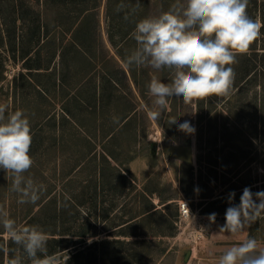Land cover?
<instances>
[{"label":"rangeland","instance_id":"374dc122","mask_svg":"<svg viewBox=\"0 0 264 264\" xmlns=\"http://www.w3.org/2000/svg\"><path fill=\"white\" fill-rule=\"evenodd\" d=\"M122 2L131 6L136 4V0H112L109 10L108 0H0V103H7L11 111L22 109L28 115L32 134L30 155L34 164L25 175L45 186V192L39 201H46L48 198L50 200L41 207L42 209L40 206L43 202L39 203V201L36 204H18L17 194L10 191L11 179L0 169V205L5 207L10 218L16 220L18 224L38 225L48 235L51 233L47 231L54 230L57 232L56 236H72L70 240L65 238V241L61 243L79 240L80 232L86 229L87 234L84 237L88 243L91 242L87 247L89 259H93L92 252L97 246L101 253L99 260L93 259L89 264H215L225 248L238 243L246 236L256 238L261 246H264V218L251 224L239 237L229 233H219L220 228L225 224V214H217L213 223L209 220L210 214L204 215L198 209L196 213L183 217L175 227L171 221L172 214L175 212V203H170V207L167 208L169 216L166 214L167 216H160L155 220L156 230L160 231L162 236L156 235L154 238H149L150 241L147 239V241H135L131 236L123 240H112L116 238L115 230L108 232L105 229L120 218L116 219L112 216L105 219L104 217L106 208L112 205L111 196L108 203H104L102 209L100 208L102 216L98 217L99 204H96L94 183L89 181L93 179L89 177L93 174L91 163L87 164V168L83 163L79 169L75 170L81 171L77 173L79 178H72L75 171H69V169L76 162L69 161L70 157L61 158L60 156L59 159L57 156H52V146L51 151H46V147H42L41 144L51 143L52 131L46 129L51 123L41 120L40 108L45 110L43 93L34 82L37 69H30L37 65H49L54 52V50L51 51L53 42L49 43V38L44 43L50 45L44 44L38 48L42 34L46 32L41 30L42 25H45L48 20L49 27L44 29L50 28L51 31L53 25L57 37L55 45H62L71 36L66 31L72 21L78 20L84 14V10L91 7L90 15L99 21V29L104 32V35H99V42L102 44L107 42L108 28H113L119 34L125 33L133 24L136 25L137 21L167 11L176 0H139L141 9L139 11L137 9L134 13L131 12V8L117 12L116 9ZM247 12L252 19L264 24V0H249ZM126 13H129L128 20L124 19ZM100 31L99 34H101ZM100 43L97 46L100 47ZM16 45L18 48H15ZM62 49L59 52L58 63L60 57L61 63H67V61L77 63L83 58L70 41L65 43ZM29 50L30 53L24 58L22 54ZM237 61L232 65L235 78L229 94L213 95L190 103H185L182 98L175 96L169 99L168 107L171 108L169 109L171 117L177 118V124L190 122L195 129L194 133L188 134L178 130L177 124H168L166 133L162 132V125L159 123H156L153 129L151 128L150 137L160 143V149L163 150V144L169 142L171 144L167 147L171 150L166 155L163 152L164 158L162 155L158 156L155 167L151 165L148 167L144 162L138 161L134 164V168L141 176L157 174L158 180L161 181L160 189L165 196L178 197L188 192L183 189V183L177 181L175 170L183 160H191L189 156L176 150L190 142L195 145V155L198 156L200 152L206 158L202 162L205 167L203 170L205 179L211 178L206 173L211 167L207 163L208 158L215 162L219 159V154L227 160L226 168H237L240 171L239 176H234L232 173L224 175L222 170L225 167L220 166L216 169L219 174L214 173L213 176L216 178L214 185H207L206 189L204 187L202 189L199 184L200 192L213 190L218 194L220 191L250 180H255L253 183L255 189L251 191L253 194L264 191V133L261 136L256 135V131L264 129V28L261 29L260 38L252 44L250 52L237 56ZM50 62L53 65V61L50 60ZM136 69L137 81L142 82L145 77H153V72L162 82H171L172 73L168 69L160 71L146 67ZM123 74L126 72L123 71ZM137 85L136 88H138ZM123 87L128 90V83L124 82ZM131 88L133 89V86ZM138 89L142 90L140 86ZM203 101L206 107H203ZM210 101H212V108H210ZM223 123L238 128L231 134L229 140L218 133L216 135V130L220 129V124ZM228 145L240 146L242 150L238 152L231 149L230 151ZM76 149L80 154L71 158H82L84 148L81 146ZM168 155L174 160L170 164V169L163 163L164 160L166 162L169 159ZM195 165L197 166V162ZM185 177L182 180L186 182L184 186L192 191L193 186L191 181L189 182L188 172L185 173ZM232 177L233 179L226 183ZM115 198L118 203L123 201L127 207L131 208L130 195ZM198 200V198L195 199V201ZM256 202L259 203L258 200ZM218 205L222 207L223 204ZM0 230H3L2 226ZM170 230L176 231L173 237L162 233ZM104 238H107V241H103ZM49 240L47 248L50 251L55 243ZM6 241L9 247L2 264H7V260L15 255L21 256L23 264L24 261L31 264L20 246L10 240ZM74 246L75 244H72L70 247ZM70 247L59 251L62 262L69 255ZM86 260L87 257L84 261ZM81 262L83 263L82 258Z\"/></svg>","mask_w":264,"mask_h":264},{"label":"clouds","instance_id":"9594fccd","mask_svg":"<svg viewBox=\"0 0 264 264\" xmlns=\"http://www.w3.org/2000/svg\"><path fill=\"white\" fill-rule=\"evenodd\" d=\"M248 3L249 0H176L167 11L136 23L131 33L136 47L125 57V65L157 71L168 69L172 73L170 83L153 76L148 85L153 98V119H160L174 96L190 103L229 94L235 78L232 65L238 62L237 56L250 52L264 28V24L248 15ZM139 7V0L135 6L122 2L116 11L131 8L134 13ZM124 19H129V13ZM113 123L119 124V119L113 117ZM168 123L177 124V118L169 119ZM177 127L188 134L195 131L188 121ZM31 144L26 112L11 111L7 103H0V169L11 179L10 191L17 194L18 204H36L45 192L43 184L25 175L34 164ZM234 195L230 194V203ZM215 218V213L209 216L213 223ZM261 218H264V191L253 194L245 188L239 205L227 208L225 224L219 233L239 237ZM0 226L5 240L20 246L31 264H62L60 254L48 253L49 235L38 225L18 224L3 205H0ZM0 250L8 252L6 247L0 246ZM7 264H23V260L15 255ZM215 264H264V246L256 238L246 236L225 248Z\"/></svg>","mask_w":264,"mask_h":264},{"label":"crops","instance_id":"0c3cea01","mask_svg":"<svg viewBox=\"0 0 264 264\" xmlns=\"http://www.w3.org/2000/svg\"><path fill=\"white\" fill-rule=\"evenodd\" d=\"M99 35H104V32L101 31ZM99 35L98 39H95L96 42L90 41L89 51L78 49L83 57L80 62L61 63L60 57L58 63L59 53H57L53 67L58 73L40 75L36 86L42 89L43 107H45V110L40 108L41 120L51 123L46 129L52 131L49 144L52 146V156L70 157L69 161H75L76 163L69 171L79 169L83 163L87 168V164L91 163L93 174L89 177L93 179H84L94 182L100 177L102 182L100 193L104 203H108L109 196H111L110 200L115 205L112 208H106L105 219L113 216L120 220H116L105 231L115 230L116 237L120 239L131 236L134 237L132 239L145 237L150 241L149 238L161 235V232L156 230L155 215H151L150 212L162 207L168 201L176 200L175 203L178 205L180 198L186 195L190 197L188 193L178 197L165 196L163 190L160 189L161 181L158 180L157 174L141 176L134 168V164L138 161L144 162L148 167L150 165L155 167L158 156L162 155L164 158L163 152L166 155L170 151L167 145L171 143H164V151L161 150L160 143L150 137V131L156 123H159L162 125V132H167L168 121L172 119L169 111L171 108L168 107L160 119L152 118L153 98L148 91L152 77L142 79L146 85L144 87L143 83L137 81L132 75L131 68L125 65V59L120 51L116 50L108 34L107 42L102 44L99 42ZM98 43L100 47L97 46ZM121 49L123 53L127 50L125 46H121ZM123 71L126 74H123ZM124 82L128 83V90L124 89ZM136 85L142 90L136 88ZM113 117L119 119V124L113 123ZM81 146L84 148L83 157L72 159V156L80 154L76 148ZM171 156L174 158L172 154ZM171 156L166 162L163 161L168 169L174 161ZM189 157L191 160H183L180 166H176L177 181L183 183L184 190L189 191L184 186L186 182L182 180L186 178L185 173L189 172L190 165H193L194 201L196 198L199 200L210 198L205 197V194L209 192H200L199 184L202 189L213 184L205 180L204 176L199 178L198 156L195 155V147L194 153ZM202 170H205V167L202 166ZM80 172V170L75 171L71 177L79 176L77 173ZM121 195L131 196V208L127 207L123 201L117 202L115 197ZM161 196L167 201L160 202ZM214 196H217V193ZM198 201H195L196 206L194 207L191 200L193 209L200 210L204 205H199ZM151 202L156 205L152 206ZM175 223L177 225V222ZM175 232L170 230L162 233L173 237Z\"/></svg>","mask_w":264,"mask_h":264},{"label":"trees","instance_id":"16d2710c","mask_svg":"<svg viewBox=\"0 0 264 264\" xmlns=\"http://www.w3.org/2000/svg\"><path fill=\"white\" fill-rule=\"evenodd\" d=\"M112 0H108V8L110 10V4H111ZM141 5V3H140ZM141 7V6H140ZM139 7L138 11L141 9ZM91 8V7H90ZM90 8H86L84 10V14L77 20H73L72 21V24L69 26L68 30L66 31L67 33H70L71 36L70 38H68L66 40L65 43H67L68 41L72 42L74 44V46L77 48V49H80L82 51H89L90 48H89V43L90 41L92 43L96 42V40L98 39V35H99V21L94 18L93 16L90 15L89 11H90ZM47 23H45V25H42V29L41 30H44L46 32H43L42 34V38H41V43L38 44V48L41 47L42 45L44 44H48V43H44L46 41L47 38L50 39V42H53V45H52V50H54L53 52V55H52V58L50 60H52L54 62V57L57 53L61 52L62 49V46L65 44L63 43L62 45L61 44H58V45H55V41L57 38L56 37V34L54 33L55 29L53 30L54 26L52 25V30L50 31V28L49 30H45L44 28L48 29L49 27V22L48 20H46ZM136 22V21H135ZM138 22V21H137ZM136 22V23H137ZM135 23V24H136ZM57 27L59 28V26L57 25ZM92 27V28H91ZM134 28H135V25L133 24V26L128 30L126 31L125 33H120L118 31H115L113 28L109 29L108 28V36L109 38L111 39L113 45L115 46L116 50L120 51V53L122 54L123 56V59H125V57L130 54V52L132 50L135 49L136 47V43H135V40L132 38L131 36V33L134 31ZM42 33V32H41ZM101 33V31H100ZM96 39V40H95ZM14 41L16 42V38H14ZM91 43V45H92ZM117 44H119L117 46ZM15 45V44H14ZM46 46V45H45ZM121 46H125L127 50H125L126 52L123 53L122 52V49H121ZM15 48H18V45L15 46ZM27 52V51H26ZM23 53L22 56L25 58L28 56V54L30 53V50L27 52V53ZM55 53V54H54ZM49 60V65L47 66H43V65H37L35 67H30V69L34 70V69H37V73H35V79L34 82L36 83V81L39 80L40 78V75L42 74H52V73H58L57 72V69L53 67V65H51V62ZM55 64V62L53 63ZM41 68H43L44 70H40ZM50 68V69H49ZM52 68V69H51ZM137 67L133 66L131 67V71H132V75L133 76H137L138 74V71L136 69ZM31 70V71H32ZM44 71V72H43ZM151 72V71H149ZM32 73V72H31ZM34 74V73H32ZM152 76H156L155 74H153L152 72ZM39 90H42V89H39ZM211 103V106L210 108H212V101H210ZM202 105L203 107H206L204 106V101L202 102ZM257 126V125H256ZM238 129V128H237ZM236 128H234V126H229L228 124L226 123H223V124H220V129H217L216 131V135L218 133V135H221L223 137H225L227 140L230 139V136L231 134H233V132L235 130H237ZM264 133V129H260L259 131H256V135H259L261 136V134ZM235 134V133H234ZM42 147H46V151H51V146L49 144H41ZM40 146V145H39ZM230 147V145H228ZM50 149V150H49ZM234 151H238L240 152L242 150V148L240 146H235V147H230V151L232 150ZM219 159L215 160V162L212 161V159L208 158L209 160H207L208 162V165H211V167L209 168L210 170H208L206 173L208 176H210L211 178H208V179H205L207 181H209V183L213 184V182H215L216 178L213 177L214 176V173H217L219 174V172L216 170V169H219L220 166L225 167V165L227 164V160L223 157V155L221 156L219 154ZM206 160V158H204L203 155L198 154V162H199V178L201 179L203 175V170H202V162ZM204 167V166H203ZM214 167V168H213ZM223 174L227 175V174H234V176H239L240 175V171L237 169V168H223L222 170ZM222 174V175H223ZM188 177H189V182L192 184L193 183V179H194V166L193 165H190V170L188 172ZM205 177V176H204ZM233 179V177L231 179H229L227 182H230L231 180ZM236 179V178H234ZM255 180H250V181H247L246 183H243V184H240V185H236V186H233L229 189H226V190H223V191H220L217 196H214L215 192L213 190H211L208 194H205V197H210V198H202L198 201V204L199 205H202L204 204L199 212L201 213H204V214H213L215 213L216 215L217 214H225L226 210L228 207L230 206H234V205H239L240 203V197L242 196L243 194V190L245 188H249L251 191L255 189L254 187V183ZM94 185H93V188H94V195L96 197V204H99V209H98V217L102 216V210L100 212V208L102 209L103 205H104V199H103V196H101V179L100 177H98L96 179V181L93 182ZM214 185V184H213ZM188 195L191 197L190 200H192V204L193 206L195 207L196 206V202L194 201L193 197H194V190L192 191H188L187 192ZM231 193H235L234 197L231 199V205L229 204V196ZM170 197H173V196H170ZM49 198L45 201H39V203H42L41 206H40V209H42L41 207H44L45 206V203L46 202H49ZM167 201V199H162V196H161V200L160 202H165ZM176 200H172V201H168L166 203L163 204L162 207L160 208H155L153 211H151V215L154 214L155 215V218L157 217H160V216H169V212H167V208L170 207V203H175ZM222 203V207H220L218 204ZM150 204H152V206H155L156 204L151 202ZM176 204V203H175ZM115 203L112 202V205L110 208L114 207ZM219 207V208H218ZM146 208V207H144ZM144 210V209H142ZM167 214V215H166ZM107 215V214H106ZM180 208H179V203L178 205H176L175 207V212L172 214V218H171V221L174 223V225H176L175 222H177V225H178V222L180 220ZM104 217H105V213H104ZM49 234L51 233V235H49V241H52L54 242L55 244L52 246V249L49 251L48 250V253L49 254H58L59 251L65 247H70L72 246V244H75V246L73 248H69V255L66 257V259L64 261H67V264H81L80 263V259L82 258L83 260V263L82 264H89L91 261L94 260H99L100 259V248H98V246L93 249L94 251L92 252V255L93 256V259H89L88 257V252H89V248H87L89 246V244L91 243H88L86 241V238L84 237L86 234H87V230H82V232H80V239L79 240H72L73 242L69 243V242H65V243H61L63 241H65V238H68L67 240H70V237L72 236H56L55 234H57L56 231L52 230V231H47ZM3 230H0V246L2 247H6L8 249L9 245L7 243V241L5 240L3 234ZM62 234H64V232H62ZM252 236V235H251ZM60 237V238H59ZM120 238L116 237L112 240H119ZM109 240V239H108ZM123 240V239H122ZM147 241L145 237H141L139 239H135V241ZM103 241H107V238H104ZM58 244V245H57ZM97 244V243H95ZM13 249V248H12ZM90 252V253H91ZM5 255L6 253L3 251V250H0V264L3 263V261L5 260ZM87 257V260L84 261ZM91 258V257H90ZM75 262V263H74ZM24 264H29V262H25L24 261ZM63 264V262H62Z\"/></svg>","mask_w":264,"mask_h":264},{"label":"built area","instance_id":"2783aa9c","mask_svg":"<svg viewBox=\"0 0 264 264\" xmlns=\"http://www.w3.org/2000/svg\"><path fill=\"white\" fill-rule=\"evenodd\" d=\"M178 202H179V208H180V214H181L179 222L181 221V219L183 217H188V216L196 213L197 209H193V207L191 205V200L189 197L184 196V197L180 198Z\"/></svg>","mask_w":264,"mask_h":264},{"label":"water","instance_id":"95a60500","mask_svg":"<svg viewBox=\"0 0 264 264\" xmlns=\"http://www.w3.org/2000/svg\"><path fill=\"white\" fill-rule=\"evenodd\" d=\"M169 150H171V148H169ZM176 150L184 153L187 156H192L194 153L193 143H187ZM188 253H190V251H188Z\"/></svg>","mask_w":264,"mask_h":264}]
</instances>
